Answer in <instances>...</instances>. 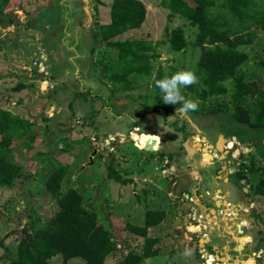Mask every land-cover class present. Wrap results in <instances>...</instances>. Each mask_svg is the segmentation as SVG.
<instances>
[{
	"label": "rangeland",
	"instance_id": "rangeland-1",
	"mask_svg": "<svg viewBox=\"0 0 264 264\" xmlns=\"http://www.w3.org/2000/svg\"><path fill=\"white\" fill-rule=\"evenodd\" d=\"M143 1L148 8L145 23L115 39L141 38L151 42L159 54L154 61L155 69L162 66L167 74L171 67L196 69L201 56V48L194 45L198 27L190 19L172 13L163 6L162 0ZM112 2L11 0L8 6L2 8L0 106L33 122L36 138L32 141L33 146L28 149L29 137L16 144L14 150H17V156L23 155L24 158L22 175L12 187L0 188V264H9L17 256L18 243L24 235L23 229L30 227L32 220L41 218L40 224H43L58 212L60 207L57 199L47 190L46 180L60 161L69 165L62 185L63 192L69 187L77 188L84 195L85 204L97 211L106 227L113 229L119 250L108 257V264H118L126 253L141 251L144 245V236L123 228V222L129 220L127 214L132 213L131 221L141 225L148 209L165 210L169 211L166 225L171 223L172 216H180L174 226L184 235L187 220L194 224L190 231L199 232L204 229L202 221H207V217L191 205L192 197L187 199L178 185L174 186L179 182L178 177H185L181 165L192 178L186 179L188 183L198 181L195 177L197 171L205 168L210 161L230 168L234 172L231 177L237 180L236 186L241 190L238 189L240 194L249 199L257 197L258 208H253L264 216V197L255 190L256 184L264 179V130L252 129L235 120L231 104L232 89L207 100L191 95L189 99L198 104V112L166 113L163 110L148 113L141 119L136 114L137 109L145 103H158V90L152 83L156 73L145 77L140 86L131 91L117 87L109 75V58L117 57L118 51L101 38L100 27L112 20ZM178 27L188 42L182 51H174L170 46L172 31ZM253 31V42L243 44L246 46L242 47L249 54V61L242 65V69L250 73L249 79L260 81L264 88V68L260 69L258 65L264 60V30L255 26ZM241 34L245 39L249 37L247 32ZM76 78H79L81 84L77 83ZM20 83H23L24 88L18 90ZM229 85L232 87V83ZM79 91L89 92L87 96L76 98L74 108L68 107L66 100L72 99V95ZM212 108L216 110L215 114H212ZM88 112L90 116L86 117ZM136 121H139L138 132L161 134L162 138L158 134L159 143L145 144L141 140L134 142L131 135L137 128ZM117 131L124 135H118ZM171 133H174L172 137ZM220 134H224L226 144L231 141L232 146L219 159L220 153L212 152L208 144L216 143ZM196 135L201 146H196ZM179 142L183 144L182 148H179L175 158L169 157L167 153L170 147H176ZM187 143L200 148L195 155L183 154ZM188 151L191 152L190 149ZM211 153L215 154L213 161L212 157L207 156ZM184 157H188L189 161ZM110 166L114 167L113 170H109ZM134 173L141 178L131 185L133 194L122 192L125 178L132 180ZM239 173L244 175L242 180L245 183H240L237 176ZM122 178L124 180L120 181ZM222 183L225 184L226 179ZM127 188L130 189V186ZM156 193L159 199L154 201ZM245 198L243 202L248 204L250 200ZM185 203L190 207L185 209ZM207 207V211L209 208L217 209L213 202ZM240 208L237 206L238 210ZM187 210L192 215L191 219L185 217ZM195 212L198 213L196 216ZM197 222L199 225H195ZM149 233L154 237V233ZM179 238L182 239L181 236ZM197 238L195 236L196 245L199 243ZM227 240L221 249L226 247L229 252L235 243L233 239ZM179 242L176 256L174 252L177 249L167 242L162 249L163 253L147 258L145 264H192L194 255L184 256V246H180ZM211 251L209 248L206 252ZM206 252L196 250L198 261L201 264H217L209 263ZM247 257L244 256V259L247 260ZM84 262L85 259L80 256L65 263L60 254L50 260V264ZM254 264L264 263L257 259Z\"/></svg>",
	"mask_w": 264,
	"mask_h": 264
},
{
	"label": "trees",
	"instance_id": "trees-1",
	"mask_svg": "<svg viewBox=\"0 0 264 264\" xmlns=\"http://www.w3.org/2000/svg\"><path fill=\"white\" fill-rule=\"evenodd\" d=\"M10 1L0 0V15L2 8L8 6ZM162 4L172 13L190 19L198 27L194 45L201 48V56L197 68L171 67L167 74L162 66L155 69L154 61L159 54L151 42L141 38L116 40L117 36L141 27L146 21L148 8L143 0H113L112 20L101 25L100 33L101 38L118 51L117 57H110L107 64L109 75L117 87L131 91L140 86L141 80L154 73L152 83L155 85L156 80L170 77L176 72L192 71L197 77L196 82L181 88V94L186 99L194 95L207 100L232 89L231 104L235 120L252 129L264 130V88L260 81L249 79L250 73L242 69V65L249 61V54L242 47L253 42V27L264 30V0H162ZM241 32H247L249 37L243 38ZM187 44L182 29H174L170 39L171 49L182 51ZM258 65L263 69L264 60ZM229 83H232V87ZM22 88L24 85L20 83L18 90ZM156 89L158 103H145L137 109L136 114L141 119L155 111L174 113L180 107L179 104L163 103L161 93ZM87 92L79 91L72 95V99L68 98V107L74 108L76 98L87 96ZM212 109V114H215L216 110ZM25 137H29L26 149L31 148L36 138L33 122L0 106V188L12 187L22 175L24 158L23 155L17 156L14 147ZM68 167V164L60 161L46 180L47 190L57 199L58 212L43 224H40L41 218H37L30 222V227L23 229L17 256L9 264H50L51 258L58 254L65 263L81 256L85 259L84 264H108V257L119 250L113 229L106 227L97 211L85 204L84 195L74 187L63 192ZM113 168L110 166L109 170ZM237 176L243 179L244 175L239 173ZM110 178L114 179V176ZM255 190L264 194V179L256 184ZM164 216V210L148 209L143 225L123 222L125 230L144 236L145 241L141 251L126 253L118 264H145L147 258L160 254V238L149 236L148 230L150 226L159 224Z\"/></svg>",
	"mask_w": 264,
	"mask_h": 264
},
{
	"label": "crops",
	"instance_id": "crops-1",
	"mask_svg": "<svg viewBox=\"0 0 264 264\" xmlns=\"http://www.w3.org/2000/svg\"><path fill=\"white\" fill-rule=\"evenodd\" d=\"M79 82L80 81L77 80V83ZM69 101H70L69 99L66 100L67 103H69ZM60 105L61 104H59V106ZM85 115H87V117L90 116L89 112L86 113ZM117 132L118 135L121 136L124 135V133L120 131ZM159 135L162 138V135L161 134ZM173 135L174 133L173 134L171 133V137ZM182 145L183 144L179 142L176 147L175 146L170 147L167 155L171 158H175L177 155V151L180 150L179 149L180 147L182 148ZM192 145L193 144L190 143H187L186 146L184 145L183 154L190 153L195 155L199 149L197 147H193ZM188 149H190L191 152H189ZM222 157L223 156L220 154L218 158L220 159ZM184 158H187V162L189 161L188 157H184ZM213 160L214 158L212 159V161ZM194 162L195 163L197 162L196 158L194 159ZM155 164L156 163H154V165ZM149 167H151V165ZM180 167L182 168V172H184L185 177L183 176L178 177L179 182H176L174 186L178 185L179 190L183 195L187 197V199L190 197L193 198V200L191 201L193 204L191 205H194L196 207V210L199 211L201 214L204 213V216L207 217V221L206 220L202 221L204 223V229L198 230L199 232H196L194 230L195 232H193L189 230L191 226H193V224H190L189 220H187L188 222L186 224V231H185L186 235H184L182 231H180L179 229H177V227L174 226L176 222H179L180 216L179 215L172 216L171 223L166 225V220H167L166 218L168 217L169 211L164 210L165 211L164 219L159 224L150 226L148 230L149 236H150L149 233L150 231L151 233L155 234L153 235L154 237L160 238V243H159L160 254L163 253L162 249L164 248L165 243L168 242L169 246L174 245V249H177V242L178 240H180L179 245L181 246L182 244V246H184L183 249L186 248L190 249L192 252L191 256L194 255V261H192V264L202 263L201 261H198V259L196 258V250L207 251L209 248L213 251V254H215V256L214 255L213 256L214 258H216L215 261L217 262V264H242V263L254 264V261L257 259L262 260L264 263V216L260 213L258 209L254 210V208H258L256 205L257 197L250 196L251 198L249 199L248 196L246 198L242 196L239 192L240 188H237L236 186L237 180L231 177L234 174V172L230 168H227L226 166H221V164L217 165L211 161L207 163L205 168L203 167L202 170L197 171V174L195 173L196 174L195 177L198 179V181L196 180L194 183L186 182V179L192 180V178L189 177V173L187 175V171L184 166L181 165ZM135 173H134V177H132L133 178L132 180H130L129 178H125L126 182L121 188L122 192L126 191L127 194H133L131 185L134 182H138V180H140L141 178V176H138V174H136V176H138L136 177ZM199 173H201L202 177L199 175ZM201 179L205 182H202ZM221 179L222 181L226 179V183L223 184ZM239 180L240 183H245L244 180L242 179ZM128 185L130 186V189L127 188ZM137 185H140V183H138ZM234 189L238 193H236ZM169 194L173 195L172 192H169ZM257 194L260 195V193ZM260 196L264 197L262 194ZM243 198H245V200H250V202H248V204L244 203ZM158 199L159 197L157 196L156 193L154 196V201ZM211 202L214 203L217 209L209 208V211H207L208 210L207 206ZM249 203L251 204V206H249ZM186 204L188 203H185L184 205L185 209L190 207V206L188 207ZM236 205L240 206L241 208L238 210ZM196 213L197 212L194 213L195 216ZM132 215H133L132 213L127 214L126 218L129 219L127 220V222L133 223L131 221ZM185 215H187L185 216L186 219L192 218L191 217L192 215L188 212V210L187 213H185ZM142 221L144 224L145 215ZM195 225H199V223L197 222V224ZM157 231L160 232L159 234L156 235ZM235 234L238 236H236ZM180 236L182 237V239L179 238ZM195 236L198 237L197 240L199 243L197 245L195 243ZM227 239L229 240L233 239V242L235 243L233 249L229 248V250L231 249L234 250L233 255H232V250L228 252L226 247H223V249H221V246H223V243H225L224 241H226ZM193 244L195 246H193ZM201 247H205V248H201ZM224 249L226 251L222 253ZM178 251L179 250L177 249L174 252L175 256L177 255ZM220 253L224 254V256H221ZM244 256H248L246 258L247 260L244 259ZM172 258L174 259V257Z\"/></svg>",
	"mask_w": 264,
	"mask_h": 264
},
{
	"label": "clouds",
	"instance_id": "clouds-1",
	"mask_svg": "<svg viewBox=\"0 0 264 264\" xmlns=\"http://www.w3.org/2000/svg\"><path fill=\"white\" fill-rule=\"evenodd\" d=\"M196 80H197V77H196L195 73H193L192 71H179V72L172 74L170 77H164V78L156 80L155 86L159 89V91L161 93V100L164 103L173 104V105L179 104L180 107L176 108V112L184 113L187 111H195L198 108V104L195 101H193L191 99H186L185 96L181 94V88L182 87L191 85V84L195 83ZM138 130H139V127L137 124V128L134 131H132V135H131L132 139H133V132H135V131L138 132ZM140 132H144V131H140ZM150 133L159 134L156 132H150ZM134 142H135V140H134ZM226 147L229 148V146L227 144H226ZM212 152H215V151H212ZM218 153H220L222 155L221 152H218ZM206 254H207L206 256H208V259H210L211 256L213 257L212 263L216 262L212 251L206 252ZM183 255L186 257L191 256L192 252L190 249L186 248L183 251Z\"/></svg>",
	"mask_w": 264,
	"mask_h": 264
},
{
	"label": "bare ground",
	"instance_id": "bare-ground-1",
	"mask_svg": "<svg viewBox=\"0 0 264 264\" xmlns=\"http://www.w3.org/2000/svg\"><path fill=\"white\" fill-rule=\"evenodd\" d=\"M195 138H196V140H195L196 146H201L198 135H196ZM133 139L134 140H141L145 144H155L156 145L159 143L160 137L158 134L152 135V134H145L143 132H136L135 131V132H133ZM228 146H232L231 141L228 142ZM208 147H211V146L208 145ZM209 157H211V156L209 155ZM212 261H213V257L210 258L209 263H212Z\"/></svg>",
	"mask_w": 264,
	"mask_h": 264
},
{
	"label": "water",
	"instance_id": "water-1",
	"mask_svg": "<svg viewBox=\"0 0 264 264\" xmlns=\"http://www.w3.org/2000/svg\"><path fill=\"white\" fill-rule=\"evenodd\" d=\"M227 143V138L225 137L224 134H220V138L219 140L215 143V144H209L212 147L211 151H215L216 153L221 152L222 156H225L228 151L229 148L226 147V143ZM212 158H214V154H209Z\"/></svg>",
	"mask_w": 264,
	"mask_h": 264
}]
</instances>
